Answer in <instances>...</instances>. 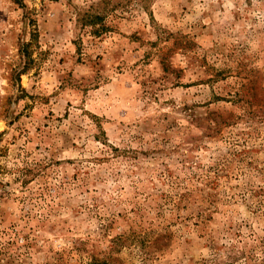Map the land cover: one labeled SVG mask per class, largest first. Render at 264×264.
I'll return each instance as SVG.
<instances>
[{
    "label": "rangeland",
    "instance_id": "374dc122",
    "mask_svg": "<svg viewBox=\"0 0 264 264\" xmlns=\"http://www.w3.org/2000/svg\"><path fill=\"white\" fill-rule=\"evenodd\" d=\"M0 264H264V0H0Z\"/></svg>",
    "mask_w": 264,
    "mask_h": 264
}]
</instances>
